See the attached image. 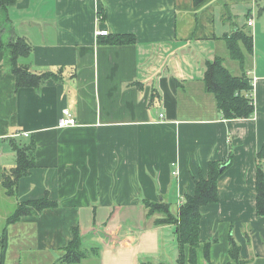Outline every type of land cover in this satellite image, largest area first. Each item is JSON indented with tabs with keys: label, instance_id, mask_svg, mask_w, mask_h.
I'll return each instance as SVG.
<instances>
[{
	"label": "crops",
	"instance_id": "1",
	"mask_svg": "<svg viewBox=\"0 0 264 264\" xmlns=\"http://www.w3.org/2000/svg\"><path fill=\"white\" fill-rule=\"evenodd\" d=\"M7 18L4 42L32 46L18 64L59 78L20 88L0 49V264H59L75 227L90 250L75 264H178V224H157L163 215L146 203L179 217L209 163L225 160L218 200L201 207L196 264H264V0H18ZM238 29L256 38L252 52L240 44L243 64L224 39ZM127 34L133 43H106ZM216 57L245 76L253 116L222 117L204 81ZM64 109L76 125H59ZM14 142L34 146L35 166L10 196L2 183L16 167ZM46 195L55 207L8 222L20 203Z\"/></svg>",
	"mask_w": 264,
	"mask_h": 264
},
{
	"label": "trees",
	"instance_id": "2",
	"mask_svg": "<svg viewBox=\"0 0 264 264\" xmlns=\"http://www.w3.org/2000/svg\"><path fill=\"white\" fill-rule=\"evenodd\" d=\"M208 0H193L194 5L197 7L206 3ZM18 0H0V13L5 14V18L1 21L0 27V49L4 50L8 55V63L11 68V72L16 77V83L20 88L34 87L40 89L44 85L45 81L49 79H58V73L45 72L41 74H34L29 71L28 68H24L18 64V60L22 57L30 55L32 46L31 44L21 38L11 41V43H5L1 37L2 32L6 28V22H8L7 13L11 7L16 5ZM8 29V27H7ZM226 41V47L230 52V56L233 60L243 64L244 55L240 44L252 52L254 47V37L251 33L238 29L232 34H228L224 37ZM135 41L132 35H114L107 38L106 43L108 45H126L127 43H133ZM205 89L215 97L216 105L223 118L227 120L231 119H245L253 116L255 113V105H253V98L248 91V87L245 82V76H234L228 71L223 59L216 57L213 63L206 64L205 72ZM12 149L17 155L16 167L5 174L3 183L7 193L10 196H14L18 182L21 178L28 176L31 168L35 166L34 163V146L20 147L16 142L12 143ZM258 171H257V212L259 216H264V147L258 155ZM229 160L224 162H210L208 177H201L200 180H196V189L193 196H187L185 201L180 207V216H174L171 213L170 205L166 203L155 204L151 202L146 203L150 215L162 214L163 218L156 221L157 224L176 225L177 238L179 239L180 255L178 264H186L184 248L188 246L190 248L189 264H196V248L200 245V219H201V207L209 203H215L218 200V178L221 176V168L227 165ZM57 204L52 201L48 195L44 196L40 200H32L30 202L20 203L14 214L8 219L10 224H14L22 217L30 215L41 214L47 208H53ZM87 249L84 248L81 232L79 228H74L73 239L64 250V256L60 259L59 264H75L88 258ZM230 252L233 262H241L239 247L232 239Z\"/></svg>",
	"mask_w": 264,
	"mask_h": 264
},
{
	"label": "built area",
	"instance_id": "3",
	"mask_svg": "<svg viewBox=\"0 0 264 264\" xmlns=\"http://www.w3.org/2000/svg\"><path fill=\"white\" fill-rule=\"evenodd\" d=\"M249 26H253V22L250 21L249 22ZM107 35H108V31L107 30L99 29L96 32V37H98V36H107ZM257 81H258V79L254 78V83H256ZM59 125L62 128H68V127L76 125V120L74 119L72 113L69 110L64 109L63 118L60 120ZM0 153H1V150H0Z\"/></svg>",
	"mask_w": 264,
	"mask_h": 264
},
{
	"label": "rangeland",
	"instance_id": "4",
	"mask_svg": "<svg viewBox=\"0 0 264 264\" xmlns=\"http://www.w3.org/2000/svg\"><path fill=\"white\" fill-rule=\"evenodd\" d=\"M249 22H250V20H249ZM249 22H248V26H249ZM260 42H262V38H260ZM256 43V38H255V42H254V44ZM261 44V43H260Z\"/></svg>",
	"mask_w": 264,
	"mask_h": 264
},
{
	"label": "water",
	"instance_id": "5",
	"mask_svg": "<svg viewBox=\"0 0 264 264\" xmlns=\"http://www.w3.org/2000/svg\"><path fill=\"white\" fill-rule=\"evenodd\" d=\"M224 168H225V166H223V167L221 168V171H223V170H224Z\"/></svg>",
	"mask_w": 264,
	"mask_h": 264
}]
</instances>
